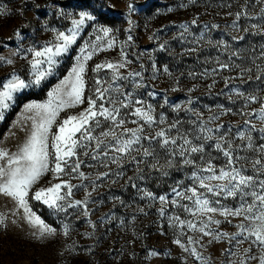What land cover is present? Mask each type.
Listing matches in <instances>:
<instances>
[{
    "label": "rangeland",
    "instance_id": "obj_1",
    "mask_svg": "<svg viewBox=\"0 0 264 264\" xmlns=\"http://www.w3.org/2000/svg\"><path fill=\"white\" fill-rule=\"evenodd\" d=\"M244 3L245 0H0V56L10 57L14 61L11 65L0 62V88L13 73L26 82L35 79L30 64L32 54L25 55L21 51L13 55L18 48L41 49L46 43L56 42L57 32H67L72 28L71 21L78 19L79 13L87 12L93 17L86 21L68 51L57 58L59 62L50 75L39 84L32 83L30 87L13 94L10 106L3 110V119H0V148L15 152L26 140L31 130V120L25 117L33 113L27 112L25 105L46 102L48 93L68 76L77 63V57L86 54L80 51L86 44H99L103 50L96 52L86 62L84 103L62 111L57 122L68 115H77L88 107L87 97L94 94L95 81L99 78L104 81L102 87L119 86L123 92H131L133 100L139 99L145 105H151L157 120L161 115L165 117V125H153L149 131L179 120L182 122L179 125L182 133L197 132L200 123L206 122L216 136L227 134L235 138L238 128L244 130V121L251 120L256 129L251 132L254 144H264V134L259 131L264 127V121L255 115H247L253 109L258 113L260 102L245 107L243 98L231 91L234 87H239L245 93L259 90V95L264 96V78L256 80L255 69L250 74L245 73L243 79L239 78L241 69L253 67L252 57L258 55L260 46L264 45V34L251 29L247 33L243 31L245 27L250 28L251 24L261 22L255 14L264 4L249 0L247 11L251 18L242 16L238 22L239 30L232 27L235 13L241 11ZM129 4L133 5L131 10ZM104 28L111 29L107 37L102 31ZM129 35L132 36L131 41L128 40ZM97 36L101 40L97 41ZM232 36H243L244 39L236 41ZM110 39L114 40V45L108 48L107 41ZM219 42H225L227 47ZM161 45L164 47L161 48ZM122 52L125 56L121 55ZM233 52H239V55L233 56ZM217 61L233 67L219 69ZM106 62L125 63L126 66L118 71L126 79L114 81L112 70L107 68L100 72L93 71L97 64ZM235 65L240 67L236 68ZM45 68L46 64L41 70ZM214 68L217 69L215 73L211 71ZM134 73L141 75H131ZM249 75L252 76L250 80ZM44 89L45 93H41ZM35 94L42 97H35ZM108 95L116 97L118 94L109 92ZM97 103L101 101L97 100ZM105 106H109L106 101ZM139 106L121 110L122 116L127 113L126 127L137 126L131 121L139 118L131 113ZM229 108L230 112L221 115L223 110ZM196 113L201 115L198 117ZM209 117L219 119L210 121ZM217 125L223 127L217 129ZM248 127L251 128V125ZM172 134H176L175 130ZM234 143L239 145L246 142L235 139ZM213 144L214 141L207 142L205 159L214 157L213 163L219 167L225 163V158L209 146ZM144 147H148L147 142H144ZM153 147L160 154V163L164 164L166 154L155 144ZM82 151L80 159L83 163L79 171L85 174L84 178L79 173H71L69 169L59 178L49 171L30 190L29 207L46 225L56 229L54 235L38 238L40 225L30 223L14 200L0 194V213L7 217L5 224L0 225V264H202L174 243L180 229L179 226H171L169 220L173 216L195 218L181 207L170 203L162 205L158 199L144 196V191H147L156 197L167 194L171 200L172 188L178 182H182L185 188L191 184L187 179L192 171L191 166L184 165L182 159L176 157L174 166L166 168L168 174L163 175L161 171L149 167L153 161L147 158V162L140 165L142 173L137 172L135 164L124 163V174L117 177L115 173L121 169L110 164L112 172L109 176L97 180L100 173L108 171V168L90 156H84ZM239 154L249 157V163L259 155L250 150H241ZM199 156L198 153L193 157L198 164ZM61 180L81 185L73 187L72 196L67 197L64 203L67 206V203L75 200L86 201L88 215L84 214L83 204L62 212L49 208L42 201L31 199L39 188H47ZM62 194H66V189L62 190ZM180 203L190 204L185 200ZM222 203L226 207H234L236 201L227 198ZM162 207L165 209L164 215L160 213ZM215 218L221 220L218 226L221 231H237L235 225L239 218H229L231 222L219 215H215ZM66 224L70 228L68 235L64 234ZM185 232L186 235H200L186 228ZM209 239L208 236L203 238L202 248L195 246L209 264H227L230 257L225 249L235 248L227 240L209 244ZM248 246L249 242L245 241L240 248ZM152 252L156 255H151ZM253 253L258 254V248L254 247ZM250 264L258 262L251 261Z\"/></svg>",
    "mask_w": 264,
    "mask_h": 264
},
{
    "label": "snow or ice",
    "instance_id": "obj_2",
    "mask_svg": "<svg viewBox=\"0 0 264 264\" xmlns=\"http://www.w3.org/2000/svg\"><path fill=\"white\" fill-rule=\"evenodd\" d=\"M258 4H264V0H255ZM183 6V5H182ZM249 0H245L241 6V11L235 13L232 27L239 30V20L243 17L251 18V14L247 11ZM131 10L132 4L128 5ZM172 11V9H169ZM231 15V13H230ZM260 17V23L251 24L250 28L245 27V33L249 30H255L256 33L264 34V7L260 12L255 14ZM93 17L87 12L79 13L78 19L71 21L73 27L67 32H57L55 41L46 43L41 49L28 48L26 50L18 48V55L21 51L32 54L30 61L35 79L26 82L18 75L13 73L11 78L0 88V119H3V110L10 106L13 100V94L21 89L30 87L32 83L39 84L40 81L52 73L54 66L59 62L58 57L62 53H66L69 46L72 45L77 36L80 34L86 21L92 20ZM196 23L195 20L192 21ZM186 28V25L184 26ZM213 27H218L213 25ZM53 31H56L53 29ZM104 36L107 37L111 29H102ZM19 35V33H17ZM203 38V37H201ZM233 40L241 41L243 36H232ZM96 40H101L100 36ZM128 40H132V36H128ZM225 43V42H219ZM114 40L107 41V47L111 48ZM227 47V44L225 43ZM91 47V50H89ZM164 45H161L163 48ZM103 50L99 44L85 45L81 48L83 56L77 57V63L73 66L68 76H66L59 85L48 93L49 99L44 103L32 102L25 105L27 112L33 113L32 116H26L25 119L31 120V130L26 140L18 146L15 152H10L4 148H0V194L10 197L16 202L18 209H23L25 219L32 224L40 225L38 238H44L46 235H54L56 229L46 225L38 216H36L29 207V193L33 185L47 172H53L57 178L65 174V170L69 169L71 173H79L81 178L85 177L80 172V166L83 161L80 159L81 150L84 156H90L92 160L99 161L108 171L100 173L96 178L108 177L112 172L110 164H115L121 171H117V177L124 173L122 167L124 163H132L137 166V172L142 173L141 164L147 162V158H151L153 163L150 168L157 169L163 175H167L166 168L173 167V161L176 157H180L184 165L191 166V174L187 177L191 184L185 188L182 182H178L172 188L171 200L167 194L159 197L153 193L144 191V196L153 200L158 199L162 205L172 204L181 207L185 212L190 213L195 219H180L179 216L170 217V224L174 228L179 226V233L174 240L180 248L185 252H189L196 260L202 264H209L202 253L195 245L201 248L203 238L210 237L208 243L213 241L227 240L235 250L225 249L229 259L227 264H250L251 261H257L258 264H264V144L256 146L254 144L251 132L256 130L251 120L244 121V130L237 129L236 137L233 138L227 134L216 136L212 128L207 127L206 122L199 125L197 132L182 133L179 125L182 123L177 120L168 123L166 127H159L157 130L149 131L153 125H165L166 119L163 115L157 120L153 115L151 105H145L142 100H133L132 93H125L121 87L115 88L112 85L102 87L104 81L96 79L94 94L87 97L88 107L77 115H68L63 120L58 121L60 113L66 109H71L79 104L84 103V91L87 87L85 81V65L92 56ZM195 51V49H192ZM122 56L125 54L122 52ZM233 56H238L239 52H233ZM261 61V63H257ZM0 62L8 65L14 63L12 58L0 56ZM219 69H229L233 65L217 61ZM47 68L42 69L43 65ZM251 68H243L240 70L239 78L243 79L245 73H251L253 69L257 72L256 80L264 78V45L260 46L258 55L252 57ZM125 63L106 62L97 64L93 71L100 72L102 69L112 70V79L122 80L123 77L118 69L125 67ZM239 68V65H235ZM155 70V65H153ZM164 71L167 73L168 68L165 66ZM213 73L217 69L211 70ZM207 73L208 70L206 69ZM131 75L140 76V73ZM189 75H194L190 73ZM203 75V74H201ZM248 79H252L249 75ZM137 86H141L137 84ZM231 91L242 97L245 107L253 102H260L261 107L258 110L253 109L247 115H255L259 120L264 121V96L259 95V90L245 93L239 87H234ZM109 92H116L118 95L112 97L106 96ZM155 95V93H151ZM97 100L101 103H97ZM105 101L109 106H105ZM191 103V100H189ZM133 105L135 107L132 115L138 117V120H132L131 123L136 124L135 128L126 127L125 116L121 115L122 109H128ZM179 105L176 106L179 109ZM231 109H225L221 115L230 112ZM242 114L243 110H242ZM199 117L201 114L196 113ZM211 120L219 119V117H209ZM140 121H143L141 123ZM195 123V122H194ZM251 125V128L248 126ZM55 126V131H53ZM223 125H217V129ZM231 127V126H230ZM99 129V131H97ZM175 130V135L172 134ZM264 134V127L259 129ZM192 136V139H189ZM235 139L242 142L239 145L234 143ZM208 141H214V147L225 158V163L217 167L213 160L214 157L209 156L205 159V146ZM147 142L148 147H144ZM165 153V163H160V154L156 147ZM252 151L258 153L256 159L251 160L249 157L240 155V151ZM136 155H133V153ZM200 154L198 164L193 158L194 154ZM139 157V159L137 158ZM251 172V174H248ZM143 179V176H140ZM131 177L129 180L131 181ZM95 183V182H93ZM81 185H72L67 181L61 180L59 183L52 184L47 188H39L36 190L31 199L42 201L49 208L57 211L67 212L68 208L84 205L85 215L87 212V202L75 200L67 203V197L72 196L73 187ZM135 187V185H133ZM66 189V194H62V190ZM232 198L236 201L234 207H226L222 200ZM189 201L190 204H181L180 201ZM142 211V210H141ZM165 209H160L161 215H164ZM215 215L225 218L231 222L229 218H239V222L235 225L236 232H223L219 229L220 219H216ZM7 217L0 213V225H4ZM216 225V228H212ZM185 228L193 233L200 235H186ZM70 231L69 225L64 226V234L68 235ZM90 235V234H89ZM186 236V243L184 238ZM249 242L246 248H240L241 245ZM191 246V247H189ZM71 247V246H70ZM258 248V254L253 253V248ZM151 255H156L152 252Z\"/></svg>",
    "mask_w": 264,
    "mask_h": 264
},
{
    "label": "trees",
    "instance_id": "obj_3",
    "mask_svg": "<svg viewBox=\"0 0 264 264\" xmlns=\"http://www.w3.org/2000/svg\"><path fill=\"white\" fill-rule=\"evenodd\" d=\"M41 93H45V89L41 91ZM37 94H35V97H42V96H36Z\"/></svg>",
    "mask_w": 264,
    "mask_h": 264
}]
</instances>
